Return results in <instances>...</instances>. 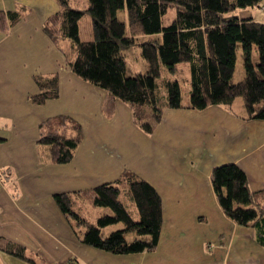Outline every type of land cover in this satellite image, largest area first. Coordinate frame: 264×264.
I'll list each match as a JSON object with an SVG mask.
<instances>
[{
    "label": "crops",
    "instance_id": "0c3cea01",
    "mask_svg": "<svg viewBox=\"0 0 264 264\" xmlns=\"http://www.w3.org/2000/svg\"><path fill=\"white\" fill-rule=\"evenodd\" d=\"M83 1L71 5L82 8ZM18 9L23 16L10 26L7 14ZM58 10L54 0H0V240L23 248L34 264H264V245L254 230L223 214L210 185L213 168L235 164L251 192L264 190V121H241L215 106L164 109L145 134L119 101L106 115L104 92L66 66L71 43L55 46L41 30ZM119 15L124 18V12ZM157 36L165 60L175 62L166 36ZM133 49L121 50L127 74L145 70ZM177 67L185 104L188 72ZM232 70L220 66L223 84L242 79L232 81ZM52 75L57 97L33 104L30 98L39 93L33 78ZM232 108L241 114V101L234 100ZM59 115L76 122L82 138L68 163L54 165L47 147L36 144L37 127ZM124 170L160 199L161 224L151 252L119 256L78 243L51 199L112 182ZM0 264L29 263L0 251Z\"/></svg>",
    "mask_w": 264,
    "mask_h": 264
},
{
    "label": "trees",
    "instance_id": "16d2710c",
    "mask_svg": "<svg viewBox=\"0 0 264 264\" xmlns=\"http://www.w3.org/2000/svg\"><path fill=\"white\" fill-rule=\"evenodd\" d=\"M58 12L42 25L54 44L69 41L73 56L66 58L70 72L104 92L102 112L111 114L119 101L130 111L132 122L145 134L164 109L202 111L222 107L241 121H264V21L235 18L239 10L264 6V0H54ZM173 10V18H166ZM124 12V18L119 13ZM119 15V17H118ZM23 16L8 13L9 25ZM88 19V24H83ZM87 28V31H86ZM87 32V38L80 34ZM157 34L175 50V62L164 58ZM156 35V36H155ZM135 46L145 64L142 73L127 74L122 49ZM240 50L243 77L221 82L220 66L233 69ZM256 56L254 61L252 58ZM188 72L185 104L179 81ZM174 76L166 80L162 75ZM39 93L35 105L57 97L56 75L34 77ZM241 101L242 113L232 108ZM80 126L65 116L50 117L37 127L36 144L47 147L49 162L68 163L81 141ZM210 185L223 214L237 225L254 230L264 245V190L251 192L246 175L235 164L211 170ZM52 202L78 243L112 255H130L155 249L161 224L160 199L143 180L122 171L109 183L70 193L53 194ZM96 211L91 215L88 208ZM98 209V210H96ZM0 251L23 260V248L0 240Z\"/></svg>",
    "mask_w": 264,
    "mask_h": 264
},
{
    "label": "rangeland",
    "instance_id": "374dc122",
    "mask_svg": "<svg viewBox=\"0 0 264 264\" xmlns=\"http://www.w3.org/2000/svg\"><path fill=\"white\" fill-rule=\"evenodd\" d=\"M173 15H174L173 10H169V11H167L166 18H168V17L173 18ZM233 16L235 18H237V20L241 19V18L251 17L252 19H255L257 21H264V6H256V7L248 8L245 10H239V11L235 12ZM133 50H135V52H137V49H133ZM252 59L255 61L256 56L253 57ZM140 66H142V65H140ZM181 66H184V65H181ZM232 71H233L232 81H237L243 76L242 57H241L239 49L236 53L235 64H234V68ZM136 72L138 73L141 71H136ZM235 100H236V102L240 103L239 99H235ZM92 210H95V209L88 208V211L91 215H93L96 212V211H92ZM96 210H98V209H96Z\"/></svg>",
    "mask_w": 264,
    "mask_h": 264
}]
</instances>
